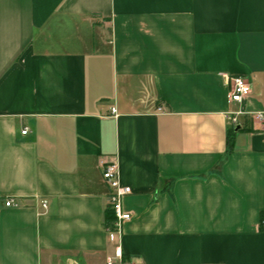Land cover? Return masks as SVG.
<instances>
[{"label":"crops","instance_id":"crops-1","mask_svg":"<svg viewBox=\"0 0 264 264\" xmlns=\"http://www.w3.org/2000/svg\"><path fill=\"white\" fill-rule=\"evenodd\" d=\"M256 113L264 0H0V264H264Z\"/></svg>","mask_w":264,"mask_h":264},{"label":"built area","instance_id":"built-area-1","mask_svg":"<svg viewBox=\"0 0 264 264\" xmlns=\"http://www.w3.org/2000/svg\"><path fill=\"white\" fill-rule=\"evenodd\" d=\"M230 90L228 95L229 103L240 104L250 94V85L246 78L232 77L229 78ZM161 112V109H158ZM113 113L115 111L113 110ZM242 113L235 114L231 121L234 124L237 123L236 117ZM255 129L264 133V113H256L251 115ZM26 131H23L21 135H26ZM102 179L109 189L108 207L111 210L114 220L112 224L105 228L108 240L111 243H116L123 235V225L130 220V214L123 210V199L131 195V189L129 187H122L119 181L117 168L115 164L108 165L103 168ZM6 207L13 206V201L8 200L5 203ZM42 207L45 208L46 204L43 203ZM105 264H132L126 263L122 259V253L120 247L115 249L114 255L107 258ZM143 264V263H139Z\"/></svg>","mask_w":264,"mask_h":264},{"label":"trees","instance_id":"trees-1","mask_svg":"<svg viewBox=\"0 0 264 264\" xmlns=\"http://www.w3.org/2000/svg\"><path fill=\"white\" fill-rule=\"evenodd\" d=\"M234 128L231 129V131L229 132V138H227V153L231 152V148H232V138H230V133H233ZM114 220L113 214L111 212V210L109 209V207L106 209L105 211V215H104V227H108L112 224Z\"/></svg>","mask_w":264,"mask_h":264},{"label":"water","instance_id":"water-1","mask_svg":"<svg viewBox=\"0 0 264 264\" xmlns=\"http://www.w3.org/2000/svg\"><path fill=\"white\" fill-rule=\"evenodd\" d=\"M237 129H238V128H237ZM237 129H236V130H237Z\"/></svg>","mask_w":264,"mask_h":264}]
</instances>
